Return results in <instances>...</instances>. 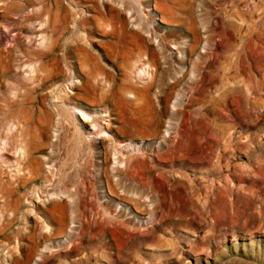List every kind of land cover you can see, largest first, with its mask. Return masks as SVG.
<instances>
[{
  "label": "rangeland",
  "instance_id": "374dc122",
  "mask_svg": "<svg viewBox=\"0 0 264 264\" xmlns=\"http://www.w3.org/2000/svg\"><path fill=\"white\" fill-rule=\"evenodd\" d=\"M2 3L0 1V8ZM61 4L66 13L65 28L59 40L63 46L57 50L59 62L49 64L58 78L46 82L36 92V96L43 98L46 117L40 116L41 121L44 119L40 128L48 142L45 150L36 155L44 160L46 169L51 171L53 165L54 180L58 174L57 162L64 158L67 141L64 135L75 130L83 142L94 141L93 147L89 148L92 174L90 179L81 182L92 190L95 202L99 204V215L93 217L105 218L103 226L108 233L105 234V228L96 225L88 213V220H83L87 223L70 225L72 229L67 227V232H73L70 240L67 233L55 235L49 238V249L43 250L38 240L32 243L33 249L39 253L42 250L44 255L63 254L72 249L74 252L68 258L71 264L80 259L93 264L92 256L98 252L106 257L99 260V264H264V0H61ZM37 6L22 8L19 15L31 14L33 9L40 8L38 3ZM74 9L79 15L77 20L93 16L90 25L80 27L82 33L89 35L81 42L111 75L112 82L119 83L129 76L139 86L151 81L150 76L147 79V75L144 78L134 75L135 67L130 62L132 56H137L139 48L154 51V63L146 65L153 80L147 97L154 110L158 111L164 105L168 111L182 109L190 116L200 111L204 113L201 104L221 92L218 110L214 117H207V124L212 125L213 119L221 122L225 139L219 138L209 126L203 147L175 150L171 144L177 138L187 136L179 128L181 111L171 118L164 113L161 116L163 124L155 136L118 131L125 125L127 116L138 114L137 108L124 109L119 95L110 98L108 103H96L93 93L84 90L86 77L74 57L65 59L64 51L66 46L74 44L68 13ZM94 9L96 13L92 11ZM19 15L12 12L6 16L0 9V54L11 48L19 56L20 49L11 47L19 38L18 34L23 49L43 47L40 38L34 37V21L26 22L24 32L15 25ZM100 17L102 21L98 23L101 26L97 25ZM248 21L252 28L247 27ZM111 26L116 29L112 30ZM233 26L241 28L240 36H234ZM48 30L53 33L51 28ZM190 45H193L192 50ZM137 59L139 63L146 62L147 55L140 52ZM224 64H227L225 70ZM26 68L27 64L20 70L15 69V79L22 78ZM176 79L171 98L166 99L167 86ZM14 80L9 81L10 84ZM54 82L57 84L51 85ZM59 85L65 87L72 104L52 100L50 91ZM9 87L0 92H9L14 85ZM125 97L132 99L131 94H125ZM107 108L111 111L110 117L106 116L109 114L105 111ZM81 111L89 115L87 119ZM93 120L97 121L99 129H103L100 134H94L97 127L92 126ZM107 123L108 128H112L110 132ZM119 135L121 137H117ZM115 138L122 146L116 154H109L105 162L104 152L110 150ZM81 154L69 160V172H75L84 163L87 156ZM17 155L10 151L6 157L8 166L16 164ZM48 156L54 157L51 166L45 163ZM7 165L2 166L7 168ZM104 167L108 169L114 192L107 187ZM117 167L120 171L114 173ZM147 167L152 171L149 172ZM95 174H98L97 180ZM116 181L121 184L115 185ZM22 193L23 189H19L14 195L18 197ZM108 201L116 206L107 210L104 207ZM40 202L35 201L44 208ZM21 215L18 214L6 230L12 237L16 235L18 225L35 226V236L38 232L41 236L45 233L38 214L33 211L28 217ZM112 216L128 220L129 229L121 234L112 224ZM4 236L0 234V264L6 261L7 253L19 254L14 239L9 241ZM20 244L24 247L22 253L28 252L26 247L30 243L24 237ZM32 256L36 259L34 263L49 264L40 256L39 259L35 254ZM9 259L10 264H15Z\"/></svg>",
  "mask_w": 264,
  "mask_h": 264
},
{
  "label": "bare ground",
  "instance_id": "6f19581e",
  "mask_svg": "<svg viewBox=\"0 0 264 264\" xmlns=\"http://www.w3.org/2000/svg\"><path fill=\"white\" fill-rule=\"evenodd\" d=\"M0 1L3 2L2 3L3 6L1 5L2 7L0 9L3 10V13L6 16L12 12L15 13L16 15H19L22 12V8L24 9L28 6L36 7L38 3L40 8L33 9V11H31L32 12L31 14L25 16L19 15L20 17L17 19V21H15L16 22L15 25H17V27L24 32V30L27 29L26 22L34 21V23H36V26L35 25H34L35 27L33 26V32L35 33L34 37L38 36L40 38L39 43L43 45V47H38L37 49L34 48L28 50L27 47L26 49L25 48L23 49L22 38L20 34H18L17 36H19V38L14 40L13 45L11 47H13L14 49L17 48L18 50L20 49L19 56H16L12 52L13 49L11 48L8 50L6 49L2 54H0V91L4 88L6 89V87H7L6 90H8L9 86L14 85V88H11V90L9 89L11 92L10 91L0 92L1 93L0 148L1 145L3 144V141L5 142V144H3L1 148L3 152H1L2 154L0 155V195H1L0 199L3 200V202L0 203V217H1L0 234L5 235L4 237L6 239H9V241L11 239L12 240L14 239L13 240V242H15L14 247L15 249L18 248L19 250V254L17 253L18 255L16 256H13L11 253H7L6 261L3 264H10L9 258H11L15 264H37L34 263L36 262V259H34L35 257L32 256L34 254L37 256V258L40 256L41 259L45 261L44 263L47 262L49 264H71L68 258L71 256V253L74 252V250L72 249H67L63 251V254L47 253L50 255H44L43 253H41L42 250H40L39 253L37 252V249L34 250L32 246V243L38 240V242L42 243L41 245L44 250V248H48L47 247L49 244L48 242L50 241L49 238L52 239L53 236L55 235H62L66 233H67L66 235L67 239L70 240V238H73V232L72 230L71 231L68 230L69 232H67V227L72 229L70 225L76 223L83 225L87 223L88 213L92 215L93 221L95 222L96 225L103 226L106 223L104 217L101 219L100 217L98 219L96 217L95 218L93 217L94 215L97 214L99 215V210H98L99 204L95 202L92 190L90 191L88 187L85 188L83 186V182H81L83 180L86 181L90 179L91 177L90 175L92 174L90 170V165H91L90 149L95 144L94 141H90L89 143L83 142L81 140L82 139L81 136L79 134H76L75 130L73 133L71 132V134L70 133L68 135L66 134L67 136L64 135L65 136L64 138L65 139L67 138L66 139L67 141L65 139L64 140L62 139L64 143L66 141L63 152L64 158L57 162V164L59 165L58 169L56 170L58 171V174L54 180H52V176L54 173L52 172L53 165L51 171L46 169L43 166L44 160L42 161V159L36 155L38 151H44L45 150L44 147L48 143L43 138L42 131L40 128V126H42L41 125L42 122L44 121V119L42 121L41 119L46 117V112L44 111V106L42 105L43 98L41 96H36V92L40 90L41 87L46 82L54 81L55 79L58 78L57 73L53 72L49 64L51 62L54 63L59 62L57 50H59L63 46L59 44V40L61 39L62 30L65 28L66 13L63 8V5L61 4V0H10V1L0 0ZM130 7L132 6L130 5ZM75 10L76 9L72 10L71 12H68L72 24L71 25L72 27L70 28L69 32L71 34V39L74 41V44L65 47L64 50L65 59L74 57L77 60L82 74L86 77L84 90L93 93L94 98L97 100L96 103H100V102L108 103L110 98L119 95L122 97L120 101H122L121 106L124 109H126L127 107L137 108L136 111H138L137 112L138 114L127 116V119L125 120V125H123V128H119L118 131L122 129L123 132L126 133L128 132L130 135H134V133L137 134L149 133V135L155 136L158 128L163 124L161 121V116L164 115V113H167L168 117L171 118L173 115H175V113L181 111L179 112L181 114V124L179 128H181L180 129L181 132H183L187 136H185L184 138H177L171 144V146L175 150L203 147V143H206L208 137L206 133L208 132L209 126H212L211 128H213L214 131H216L217 133L216 135H219V138L224 137V129H223V124H221V122L219 123L215 119H213L212 125L207 124L209 120L207 117L210 116L214 117V115L218 110L219 100L222 98L221 92L217 93V95L212 98L210 97V99H208L206 102L201 104V107L204 106L201 108L202 110H204V113L200 111L196 115L194 113V115L190 116V114L186 110L179 109L176 110L175 112L168 111L164 105H162L158 111L154 110L152 104L150 103L147 97L148 91L153 85L152 74L149 73L148 70H146V65H149V63L153 64L155 61V58L153 56L154 51H150L149 49L141 50V48H139V52H137L136 54L137 56H135L136 58L134 56L131 57L135 61H133L132 59V62H130V65H133L135 67L134 68L135 70H133L134 75L137 74L138 78H144L147 75V79L148 76H150L151 81H148L144 85L139 86L137 83L133 82L131 80L132 77L129 76L126 77L125 80H121V81L119 80L121 83L120 82L116 83L115 81L112 82L111 75H109V73L103 68V66L99 64V61H97L98 60L97 57L95 58L94 55L92 56L93 53H90V49L84 46V44L82 45L81 42L86 40L89 35L87 36V34L82 33L80 31V27L84 25L85 26L90 25L91 24L90 21L92 20L94 21L93 16H91L90 18L83 17L77 20L76 18L79 15L77 16V12ZM92 11L96 13L95 9ZM107 11L109 12L108 9ZM110 19L112 20L113 18ZM107 20H109V18ZM99 21L100 22L102 21L101 17L99 20H97V23ZM97 25H99V23ZM247 27L252 28L251 21H248ZM49 28H51V30L53 31L52 34L49 33L48 30ZM113 28L115 27L111 26L112 30ZM233 28H234V36L235 34L236 36L239 35L240 34L239 31L241 28L239 26L238 27L233 26ZM195 39H196V35L193 40L194 43L196 42ZM189 49L192 50L193 45H190ZM140 52L145 53L147 55L146 62H141V63L138 62L137 57L140 58ZM26 64L28 69L26 68L27 70H25L26 74L23 76L24 78L22 77L23 78L22 79L18 77L17 79H15V75H13L14 70L15 69L20 70V68ZM226 65L227 64L222 65L223 70L226 69ZM13 77L15 80L12 79ZM11 80H14V82L10 84L9 81ZM96 81L97 83H95ZM176 82L177 79L174 80L172 84H169L167 86V91L164 94L166 96L165 97L166 99L171 98V93H172L171 90L173 89V85H176ZM106 83H108V86H106ZM55 84L57 83L54 82L51 85H55ZM50 94L52 100L53 101L57 100L60 104H69L72 101L71 98L68 96V94L65 92V87L61 85L55 86L54 89L50 91ZM125 94H131L132 99L126 98ZM188 103L190 102L188 101ZM33 107H35V109H33ZM124 109L122 110L123 112ZM105 111L109 113L106 116L110 117L111 111L108 108ZM193 112L194 111H192V113ZM34 113H36L35 116ZM81 115L83 116L84 119L89 116L87 113L83 111H81ZM40 116L43 117L40 119ZM66 116L68 119H71V117H69L68 114ZM70 123L71 124L73 123L72 120ZM92 124H93L92 126L97 127L96 129L97 131L94 132V134H98V133L100 134L103 131V129H99V124L97 123L96 120H93ZM110 127L108 128V123H107L106 128L109 132L112 129ZM167 129L168 127L166 126V130ZM117 137H121V136L119 135ZM120 143H121L120 140L116 138L113 140V144L110 150L109 151L106 150L104 152L105 162L109 154H111L112 156L120 150V147L122 146L120 145ZM10 151L16 152L18 154L16 164L12 166L10 165L8 166L6 161V157L9 156ZM81 153L85 154L84 156H87L84 163L80 165V168L78 170H76L77 172L76 171L72 173L69 172L68 169L71 167L70 166L71 163L69 162V160L76 159V156L80 155ZM52 159L50 158V156H48V159L47 161H45V163L50 165L51 162L52 164ZM113 161L115 160L113 159ZM141 162L143 163V165H145L144 160H141ZM3 164H6L7 168H3L2 166ZM119 165L120 162L118 163L117 166ZM119 168L118 167L115 168V170H113L114 173H118L120 171ZM147 170L149 172L152 171L148 167ZM103 174L106 177V183L109 191L114 192L113 182L108 177L107 167L103 168ZM97 175L98 174H95L94 176L95 180H97ZM123 175L121 173V176ZM125 180L127 181V179ZM32 182H39L38 184L41 185H35ZM119 182L120 181H116L115 185L121 184ZM70 187H72L73 189H71ZM19 189H23V193L21 196L17 197L14 194L18 192ZM122 191L125 192V189H122ZM146 198L147 197H145L144 199ZM37 200L38 201L40 200L44 204V208L43 207L41 208L38 203L37 204L35 203V201ZM134 204H139V203L138 201H134ZM115 206L110 201H108L105 204L104 208L110 210L112 207ZM116 210L117 209H115V211ZM33 211L35 212V214H38L40 217V221H41L40 226H43L42 228H45V233L42 236L39 232L35 236V231H36L35 226H31L28 228V227H20L18 224H17L18 226L16 227L17 228L16 235L12 237L10 233L6 232V230H8V228L10 227L11 223L17 218L18 214H22L21 216L23 217L26 216L28 217L30 216V212ZM8 213L11 215L8 216ZM102 214H106V213H102ZM112 217H110L109 220H111ZM84 219H87L86 222L83 221ZM111 221L112 224L115 226V228L118 229L121 234L126 229H129L127 225L128 220H123L118 217H113ZM50 223H53L55 226L52 227L51 226L52 224ZM104 228H105L104 233L105 234L108 233V231H106V227ZM23 237L30 243V245L26 247L28 252L24 254L22 253L24 247L20 244V240ZM54 249L51 248V250ZM45 251L47 252L48 250ZM61 251L62 249L60 250V252ZM16 252L18 251L16 250ZM73 257L71 259H73ZM92 258H93V262H92L93 264H99L98 263L99 260L106 259L105 255L102 252H98L97 254L92 256ZM75 264H89V263L86 262L85 259H80V261Z\"/></svg>",
  "mask_w": 264,
  "mask_h": 264
}]
</instances>
